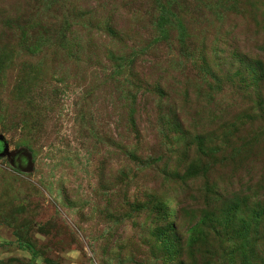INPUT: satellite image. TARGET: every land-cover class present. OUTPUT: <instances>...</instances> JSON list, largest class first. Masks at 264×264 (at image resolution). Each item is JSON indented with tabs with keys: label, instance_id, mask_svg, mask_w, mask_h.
I'll return each instance as SVG.
<instances>
[{
	"label": "rangeland",
	"instance_id": "obj_1",
	"mask_svg": "<svg viewBox=\"0 0 264 264\" xmlns=\"http://www.w3.org/2000/svg\"><path fill=\"white\" fill-rule=\"evenodd\" d=\"M0 264H264V0H0Z\"/></svg>",
	"mask_w": 264,
	"mask_h": 264
},
{
	"label": "water",
	"instance_id": "obj_2",
	"mask_svg": "<svg viewBox=\"0 0 264 264\" xmlns=\"http://www.w3.org/2000/svg\"><path fill=\"white\" fill-rule=\"evenodd\" d=\"M24 156H25L26 158H29V157H30V156H28V155H26V154H25Z\"/></svg>",
	"mask_w": 264,
	"mask_h": 264
}]
</instances>
